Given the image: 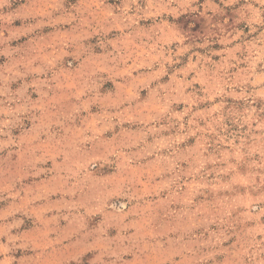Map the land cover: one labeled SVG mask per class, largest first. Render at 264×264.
<instances>
[{
    "label": "rangeland",
    "instance_id": "374dc122",
    "mask_svg": "<svg viewBox=\"0 0 264 264\" xmlns=\"http://www.w3.org/2000/svg\"><path fill=\"white\" fill-rule=\"evenodd\" d=\"M0 264H264V0H0Z\"/></svg>",
    "mask_w": 264,
    "mask_h": 264
}]
</instances>
